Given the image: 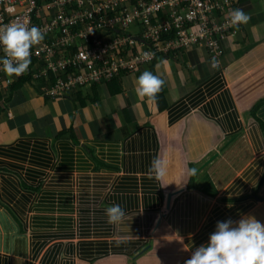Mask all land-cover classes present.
Segmentation results:
<instances>
[{
  "label": "crops",
  "instance_id": "0c3cea01",
  "mask_svg": "<svg viewBox=\"0 0 264 264\" xmlns=\"http://www.w3.org/2000/svg\"><path fill=\"white\" fill-rule=\"evenodd\" d=\"M237 9L249 19L217 60L195 48L152 64L163 110L134 92L146 65L80 89L83 107L76 90L17 91L0 115V264H184L217 221L264 224V0Z\"/></svg>",
  "mask_w": 264,
  "mask_h": 264
},
{
  "label": "built area",
  "instance_id": "2783aa9c",
  "mask_svg": "<svg viewBox=\"0 0 264 264\" xmlns=\"http://www.w3.org/2000/svg\"><path fill=\"white\" fill-rule=\"evenodd\" d=\"M38 1L0 0V27L25 24L43 34L30 49L26 72L9 76L0 71V94L28 76L42 97H62L122 72L134 73L160 53L203 48L217 60L221 39L240 27L228 15L239 0ZM67 3L74 10L67 12Z\"/></svg>",
  "mask_w": 264,
  "mask_h": 264
},
{
  "label": "clouds",
  "instance_id": "9594fccd",
  "mask_svg": "<svg viewBox=\"0 0 264 264\" xmlns=\"http://www.w3.org/2000/svg\"><path fill=\"white\" fill-rule=\"evenodd\" d=\"M228 15L233 25L247 23L249 19L237 5ZM131 33L135 34L132 30ZM42 40L43 34L36 26L13 23L0 27V52L3 53L0 71L9 76L26 72L31 63L30 49ZM163 83L159 76L145 70L136 78L134 92L137 97L155 100ZM167 167V161L156 155L148 172L159 179L166 174ZM104 212L109 223L120 222L125 215L117 203L105 208ZM184 264H264V224L252 216L217 221L207 242L195 247Z\"/></svg>",
  "mask_w": 264,
  "mask_h": 264
},
{
  "label": "trees",
  "instance_id": "16d2710c",
  "mask_svg": "<svg viewBox=\"0 0 264 264\" xmlns=\"http://www.w3.org/2000/svg\"><path fill=\"white\" fill-rule=\"evenodd\" d=\"M41 1L39 0L38 1V4L40 3ZM64 9L67 11V12H69V11H71V10H74V6L73 5H70L69 3H67L65 6H64ZM151 23L153 24V20L151 21ZM140 28H141V32H142V30H143V25H138ZM141 38V37H140ZM144 40V39H143ZM140 48V47H139ZM144 49H148L146 46H144ZM133 50H136L135 49V47H134V49ZM172 56H174V55H171V54H166V55H163L162 53H160L159 55H157L156 57H155V59L154 60H152V61H150L149 63H147L146 64V66L149 68V71L150 72H152L153 74L155 73L154 71H153V65L155 64V62H157V60L159 59V58H169V57H172ZM153 64V65H152ZM115 79V78H114ZM113 78L112 79H110L109 81H104V82H102V83H99V84H97V83H94L92 86H90L89 88L90 89H95L94 87H97V86H101V84H103V86L104 85H106L105 87H103L104 89H109V87L111 86H115V84L114 83H116L115 82V80H114ZM26 84H31V81H30V77H28V76H24V77H21V78H18L17 80H15L13 83H12V85L9 87V89L6 91V92H4V93H2V94H0V115L3 113V111L6 109V106H8V104H10V102L12 101V99H13V96L15 95V96H18V94H17V91L19 90V89H21L24 85H26ZM33 85V84H32ZM102 87V86H101ZM85 89H87V88H85ZM90 89L88 90V96L90 95V94H92V95H94V94H97L96 92L95 93H92L91 91H90ZM162 90V89H161ZM77 92H79V93H74V95H73V99H76V100H78L80 103H79V105L81 106V107H83V106H85L86 104H89V102H91V101H93V99L91 98V99H87V97H85L84 99L81 97V92H80V90H76ZM121 91V86L120 85H117V89L115 90V92L116 93H118V92H120ZM111 92V91H110ZM86 93V94H87ZM116 93H111V94H116ZM85 94V95H86ZM84 95V96H85ZM65 96V95H64ZM89 97H92V96H89ZM57 98H59V97H56V98H47V99H50V100H55V99H57ZM158 99H161V102L160 103H158L157 102V100ZM162 95H156V99L155 100H153V101H156L157 103H156V105H157V107H158V109H160V110H163V108L165 107V103L162 101Z\"/></svg>",
  "mask_w": 264,
  "mask_h": 264
},
{
  "label": "rangeland",
  "instance_id": "374dc122",
  "mask_svg": "<svg viewBox=\"0 0 264 264\" xmlns=\"http://www.w3.org/2000/svg\"><path fill=\"white\" fill-rule=\"evenodd\" d=\"M132 28H133V29H132L133 32H137L138 29H137L136 26H133Z\"/></svg>",
  "mask_w": 264,
  "mask_h": 264
}]
</instances>
